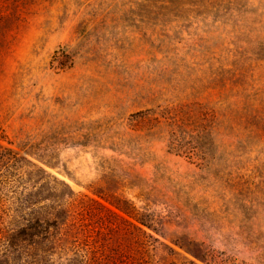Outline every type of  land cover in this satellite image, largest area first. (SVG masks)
Segmentation results:
<instances>
[{
  "label": "rangeland",
  "instance_id": "obj_1",
  "mask_svg": "<svg viewBox=\"0 0 264 264\" xmlns=\"http://www.w3.org/2000/svg\"><path fill=\"white\" fill-rule=\"evenodd\" d=\"M0 137L164 264H264V0H0Z\"/></svg>",
  "mask_w": 264,
  "mask_h": 264
},
{
  "label": "trees",
  "instance_id": "obj_2",
  "mask_svg": "<svg viewBox=\"0 0 264 264\" xmlns=\"http://www.w3.org/2000/svg\"><path fill=\"white\" fill-rule=\"evenodd\" d=\"M3 140L0 264H164L152 214L113 195L85 194Z\"/></svg>",
  "mask_w": 264,
  "mask_h": 264
}]
</instances>
